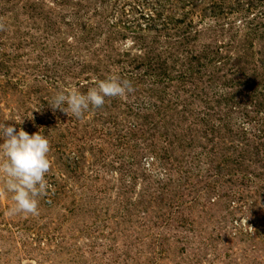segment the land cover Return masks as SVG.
Wrapping results in <instances>:
<instances>
[{
	"label": "rangeland",
	"instance_id": "374dc122",
	"mask_svg": "<svg viewBox=\"0 0 264 264\" xmlns=\"http://www.w3.org/2000/svg\"><path fill=\"white\" fill-rule=\"evenodd\" d=\"M109 74L134 91L48 106ZM0 121L51 185L0 193V264H264V0H0Z\"/></svg>",
	"mask_w": 264,
	"mask_h": 264
},
{
	"label": "clouds",
	"instance_id": "9594fccd",
	"mask_svg": "<svg viewBox=\"0 0 264 264\" xmlns=\"http://www.w3.org/2000/svg\"><path fill=\"white\" fill-rule=\"evenodd\" d=\"M133 91L128 79L109 74L95 80L94 85L83 93L75 87L56 91L50 97L48 106L81 119L89 110L101 108L106 99L125 98ZM237 123L247 128L243 121ZM49 151V141L39 131L29 135L21 128L0 121V193L8 194L12 201V206L7 209L9 216L38 214L40 198L51 190L47 181Z\"/></svg>",
	"mask_w": 264,
	"mask_h": 264
},
{
	"label": "trees",
	"instance_id": "16d2710c",
	"mask_svg": "<svg viewBox=\"0 0 264 264\" xmlns=\"http://www.w3.org/2000/svg\"><path fill=\"white\" fill-rule=\"evenodd\" d=\"M155 15V13H154ZM156 16V19L159 17L157 14L155 15ZM146 19H150L149 17H147ZM151 19H154L153 17H151ZM148 21H151V20H148Z\"/></svg>",
	"mask_w": 264,
	"mask_h": 264
}]
</instances>
